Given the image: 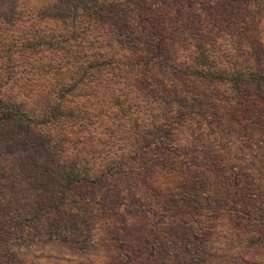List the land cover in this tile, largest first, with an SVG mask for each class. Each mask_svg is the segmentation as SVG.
Listing matches in <instances>:
<instances>
[{"label": "trees", "instance_id": "trees-1", "mask_svg": "<svg viewBox=\"0 0 264 264\" xmlns=\"http://www.w3.org/2000/svg\"><path fill=\"white\" fill-rule=\"evenodd\" d=\"M40 1L0 0V215L66 243L140 231L110 264L227 263L178 244L210 238L247 262L264 246L239 168L240 143L264 142V0Z\"/></svg>", "mask_w": 264, "mask_h": 264}, {"label": "rangeland", "instance_id": "rangeland-1", "mask_svg": "<svg viewBox=\"0 0 264 264\" xmlns=\"http://www.w3.org/2000/svg\"><path fill=\"white\" fill-rule=\"evenodd\" d=\"M42 4L43 2L40 0H27L26 7L30 10H35L41 7ZM44 25H46V28L53 27L52 21ZM20 31H17V35ZM239 155V168L242 171V197L246 200H249L251 195H253V198L257 197L260 204L262 203L263 208L264 142L259 140H255L252 144L241 142ZM252 168L254 171L250 172ZM251 181H253L255 192L250 188ZM114 193L111 195L112 200L116 198ZM3 195L7 196L9 194L4 190V192H0V198H3ZM122 199H125V197ZM121 210H124L123 206L120 207L119 212ZM123 213L124 215L127 214L126 211ZM6 218V216L0 215V264H110V261L116 256L108 252L109 250H113L114 252L120 251L126 241L135 246H138V241H141V239H138L141 236L140 231L134 232L127 228L121 231L125 238L120 239L117 236L120 235L119 233H112L110 241L106 243L102 240L105 237L102 236V232L99 229H94L93 233L90 234L86 233V236L84 235L79 240L69 239V242L66 243L64 237L58 238L56 236L64 230L60 228L54 229L55 227L51 224V220L34 224L26 222L27 224L22 223L16 226L15 222L13 225V222H8ZM162 218L166 219L164 216L160 217V219ZM223 223H226V221ZM261 223L262 220L258 218L252 224L260 227ZM5 229L7 230L5 231ZM182 230L180 229V232ZM185 232V235H190V238L193 236V233L191 236V229ZM226 241L224 239L215 240L214 238H210V245L203 243L200 247H195L193 246L194 242H190V244L188 241H181L178 244L183 249L190 247L191 252L188 254L189 256H194L195 251L201 250V256L211 258L213 261H219L221 257L228 259L227 263L224 262L225 264H264V246L251 250L248 261L242 263L230 253L225 255V250H227L229 245V241ZM189 244L190 246H188ZM218 245H224L223 251L218 250ZM236 247L243 249L242 244H238ZM100 248H103L104 251L97 252ZM143 252L146 253L145 250H142Z\"/></svg>", "mask_w": 264, "mask_h": 264}]
</instances>
